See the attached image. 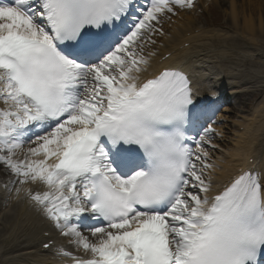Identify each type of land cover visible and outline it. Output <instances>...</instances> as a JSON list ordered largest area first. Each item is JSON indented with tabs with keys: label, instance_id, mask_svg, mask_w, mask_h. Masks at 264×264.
Here are the masks:
<instances>
[{
	"label": "snow or ice",
	"instance_id": "1",
	"mask_svg": "<svg viewBox=\"0 0 264 264\" xmlns=\"http://www.w3.org/2000/svg\"><path fill=\"white\" fill-rule=\"evenodd\" d=\"M194 2L0 0V163L73 264H264V174L210 196L217 102L183 71L144 77L161 19Z\"/></svg>",
	"mask_w": 264,
	"mask_h": 264
},
{
	"label": "bare ground",
	"instance_id": "2",
	"mask_svg": "<svg viewBox=\"0 0 264 264\" xmlns=\"http://www.w3.org/2000/svg\"><path fill=\"white\" fill-rule=\"evenodd\" d=\"M216 1L219 5H223L222 1ZM250 6L253 7L252 9H256L254 3ZM232 7L235 8V4ZM252 9L250 11L242 9L241 12L243 15L248 12L254 14L255 11ZM234 10L231 18L233 22H236L240 13L235 16ZM183 22L182 26L174 30L172 40L167 39V36L162 37L165 41L167 40V43L165 47L161 46L163 52L161 56L167 53L171 54V52L176 54L163 66L177 65L176 61L181 60L182 63L178 64L181 66L179 68L188 73L198 88L199 94L205 90L219 87L223 76L238 79L231 84V87H234L231 94H241L236 97V105L233 104L231 109L225 108L223 111V113L233 115V118L225 116L230 125L225 124L226 126L222 127L226 128L233 136V140L228 142L230 144L228 150L220 151L218 169L214 170V181L223 182L231 179L238 171V165L244 164L243 167L251 168L252 165L247 162L249 158L255 161L254 168L264 174V68H262V66L264 67V58L258 56L257 50L250 52L248 49L234 51L222 48L218 55L203 53L200 47L179 50L183 43H192L205 38L218 37L223 40H231L239 37L237 34L229 35L217 30L195 35L194 28L190 26L193 22L192 18L189 17L187 22ZM248 26H252L249 30L253 32L254 27L251 21L247 24V28ZM185 32L191 33V38H186ZM246 39L249 44L258 46H261V43L264 44L263 41L254 37ZM260 39L263 40V36ZM169 44H171V49L166 47ZM156 58H159L158 55L154 59ZM257 61L261 66L257 71H251L249 74L248 67L256 66ZM151 66L155 69V65ZM159 69L157 67L155 73H158ZM241 77L242 80H240ZM212 194L214 193L211 192ZM13 198V192L9 195L5 194L3 197L0 196V220H2L0 225V264H46L35 250L36 246L47 243V240L45 242L39 240L43 238L42 234L45 231L41 228L43 221L39 219L33 207L18 198L13 201Z\"/></svg>",
	"mask_w": 264,
	"mask_h": 264
},
{
	"label": "rangeland",
	"instance_id": "3",
	"mask_svg": "<svg viewBox=\"0 0 264 264\" xmlns=\"http://www.w3.org/2000/svg\"><path fill=\"white\" fill-rule=\"evenodd\" d=\"M249 0L246 1V3H243L242 0H237V2L239 3V6L240 5H244L246 4V6L243 8V9H252L253 7H251L250 3H254V4H257L255 5L256 6V9H252L253 11H255L254 13V16H250V14L248 13V16L246 17L247 19H250L253 21L254 24H257L258 27L259 25H263L264 26V0H253L249 3H247ZM263 9V11H262ZM228 11H230V7L227 8ZM244 23V17H241V24ZM230 28H233L232 25L230 26ZM243 28V26L241 27V29ZM240 29V30H241ZM258 36L261 38V36H263L264 38V31H262L260 34H258ZM241 43H237L236 46H240Z\"/></svg>",
	"mask_w": 264,
	"mask_h": 264
}]
</instances>
